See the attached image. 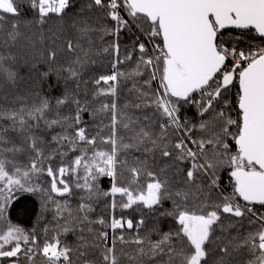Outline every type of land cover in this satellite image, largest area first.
<instances>
[{"label":"snow or ice","instance_id":"6c2138e0","mask_svg":"<svg viewBox=\"0 0 264 264\" xmlns=\"http://www.w3.org/2000/svg\"><path fill=\"white\" fill-rule=\"evenodd\" d=\"M256 205L264 0H0V264H264Z\"/></svg>","mask_w":264,"mask_h":264},{"label":"trees","instance_id":"16d2710c","mask_svg":"<svg viewBox=\"0 0 264 264\" xmlns=\"http://www.w3.org/2000/svg\"><path fill=\"white\" fill-rule=\"evenodd\" d=\"M52 23V22H50ZM235 34V33H233ZM225 38H227V36L229 35V33L225 32ZM122 39L126 40V37H123ZM254 43L259 44L260 41L256 40L254 41ZM124 67H128V66H124ZM54 79V77H53ZM126 87H122L120 90V98H119V103L121 105H123L125 103L126 100H133L134 99V95H129L127 89L131 88V82H125ZM62 91V89H56L55 91L52 92H48V94L50 96H58L60 95V92ZM47 92V89H46ZM135 115H139L138 112H134ZM189 115H191L192 113L189 112ZM84 119L87 121H91V118L85 114ZM105 123H107V120H105ZM91 127V122L90 125ZM133 154L135 155L136 153L133 152ZM129 160L132 159V156L128 157ZM227 176V173L224 172L223 170L221 171V178L222 181L224 180V178ZM42 180L44 182H47L48 178L44 177L42 178ZM101 186L102 188H104L105 190L109 187L110 185V178H101ZM76 201L73 200V203H75ZM168 206V205H165ZM104 208V204L100 203L99 206L96 208V213L100 214L102 212ZM41 210V202H40V198L38 196H33L31 194H18L16 200L13 201V204L10 206V219L13 223H17L19 225H21L22 227L31 229L33 226H37L38 228L42 229L44 226V223L47 220H51V214H45L46 220H42L40 221V223L37 225V221H38V214L40 213ZM123 215L127 218H133V219H139L140 218V214L135 212L133 209H128L125 210L123 212ZM145 218L148 221L147 227H151L152 223H153V219L151 216H149L148 213H145ZM246 223V222H245ZM163 228L164 230H167L168 228V222H164L163 223ZM143 234V233H141ZM125 235H128V233H125ZM63 239V237H62ZM67 239L69 241H71L73 239V237L71 235H69L67 237ZM118 250L120 247H122V245H117Z\"/></svg>","mask_w":264,"mask_h":264},{"label":"built area","instance_id":"2783aa9c","mask_svg":"<svg viewBox=\"0 0 264 264\" xmlns=\"http://www.w3.org/2000/svg\"><path fill=\"white\" fill-rule=\"evenodd\" d=\"M221 186L223 187L225 193L231 191L230 186H229L228 176H226V177L224 178V180L222 181ZM256 208H257L258 211L264 212V208H261L259 205H256Z\"/></svg>","mask_w":264,"mask_h":264},{"label":"rangeland","instance_id":"374dc122","mask_svg":"<svg viewBox=\"0 0 264 264\" xmlns=\"http://www.w3.org/2000/svg\"><path fill=\"white\" fill-rule=\"evenodd\" d=\"M235 91V89H233V92ZM234 98V97H233ZM117 199L119 200V197H117ZM116 215H117V217H119L120 215H121V212H120V210L119 209H117L116 210ZM109 231V244L111 243V238H112V232H111V230L109 229L108 230ZM121 233L118 231L117 233H116V235H120ZM119 244V243H118ZM119 251V250H118Z\"/></svg>","mask_w":264,"mask_h":264}]
</instances>
